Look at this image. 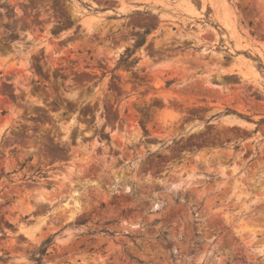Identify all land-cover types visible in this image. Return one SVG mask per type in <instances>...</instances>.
Returning <instances> with one entry per match:
<instances>
[{
    "label": "rangeland",
    "instance_id": "rangeland-1",
    "mask_svg": "<svg viewBox=\"0 0 264 264\" xmlns=\"http://www.w3.org/2000/svg\"><path fill=\"white\" fill-rule=\"evenodd\" d=\"M54 234L42 264H264V0H0V264Z\"/></svg>",
    "mask_w": 264,
    "mask_h": 264
},
{
    "label": "trees",
    "instance_id": "trees-1",
    "mask_svg": "<svg viewBox=\"0 0 264 264\" xmlns=\"http://www.w3.org/2000/svg\"><path fill=\"white\" fill-rule=\"evenodd\" d=\"M148 34V31H144L140 34H137L135 37V41L133 43V47L132 48H126L123 52V54L121 55L119 61H118V66L119 65H125L129 62L130 58L132 57L134 51L138 48H140L144 42H145V38ZM78 224H82V223H76ZM169 227V225H167V228ZM54 235L49 236L46 240H44L37 248L31 250L29 252V260H31L32 262L36 263V264H42V259L43 257L46 255L47 253V249L53 244V239H54ZM158 236H162L165 237L166 236V232L164 231H160ZM198 237V233L197 231L194 229V233H193V238L190 239L191 246H189V252L192 254L195 251V248L199 245V241L196 240V238ZM9 260L8 255L5 256H0V262L2 263H7Z\"/></svg>",
    "mask_w": 264,
    "mask_h": 264
}]
</instances>
